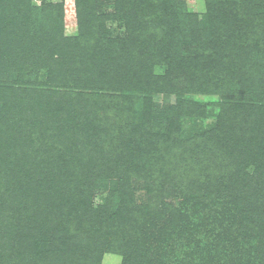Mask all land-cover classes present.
<instances>
[{
	"label": "trees",
	"instance_id": "trees-1",
	"mask_svg": "<svg viewBox=\"0 0 264 264\" xmlns=\"http://www.w3.org/2000/svg\"><path fill=\"white\" fill-rule=\"evenodd\" d=\"M11 1L15 6L8 12ZM30 1L0 0V264L65 262V242L49 248L39 241L48 231L58 234L63 225L74 234L97 230L92 237H101L107 224L122 228L129 216L144 209L129 194L131 181L152 197L162 178L175 175L187 192L201 193L186 166L155 168L168 155L160 142L178 135L182 145L191 135L204 138L212 149L241 150L251 135L231 126L225 133L221 119L237 121L245 107L264 105V56L257 60L255 55L264 41V0H207L210 11L215 10L199 21L180 12L179 0H156L159 10L169 11L164 12L167 31L146 27L141 36V26L131 16L139 10L129 5L131 0H118L114 15L100 16L88 7L90 0H80L85 3L83 23L79 36L69 41L63 38L61 10L39 19L29 10ZM120 18L129 38L114 41L104 22ZM88 57H95V66L86 70ZM42 72L46 101L54 89L77 86L85 91L65 93L63 100L57 97L45 106L35 102V90L23 87L29 99L16 93L15 86L28 75ZM206 94L220 95L218 103H211L219 106L220 119L216 125H196L204 133L191 132L189 117L209 112L191 96ZM32 104L39 112L30 109ZM222 157L226 167H235V175L239 171L235 183L264 179L259 169L248 174L245 159L238 164L233 154ZM98 185L111 187L102 204L94 196ZM246 193L248 214L258 225V249L250 263L264 264V198L256 191L253 197ZM107 242V250L114 252L116 241ZM124 264L134 262L125 258Z\"/></svg>",
	"mask_w": 264,
	"mask_h": 264
},
{
	"label": "rangeland",
	"instance_id": "rangeland-1",
	"mask_svg": "<svg viewBox=\"0 0 264 264\" xmlns=\"http://www.w3.org/2000/svg\"><path fill=\"white\" fill-rule=\"evenodd\" d=\"M148 1L151 6L144 5L145 0H143L144 6L142 0H131L129 3L131 7L136 5L135 7L139 10L132 12V15L131 11L128 13L132 19H135V23L137 22L136 24L141 26L140 36L144 35L146 27L167 31L169 23V19L164 14L169 11L159 10L156 0ZM179 1L183 4L180 12L191 19L197 17L198 21L204 20L208 12L215 10L210 11L207 0ZM44 4L47 8H44ZM84 4L82 5L80 0H31L28 8L31 12H36V16H40L39 19L59 13L58 9H60L63 38L69 41L79 36L80 26L83 23L81 14H84L82 12ZM87 5L93 8L99 16L102 12L105 15H114L118 10V0H90ZM10 6L11 8L7 9L8 12L15 6V1H11ZM52 9L56 12H52ZM11 13L19 14V12ZM214 21H217L216 17ZM104 24L103 29L108 28L110 31L108 32L110 39L116 41L129 38L127 30L123 26V19L120 18L117 21L107 19ZM181 40L184 41V39ZM262 40L259 50L255 54L257 60L264 56V41ZM234 41L224 40L222 43L232 45ZM85 61L84 68L86 70L88 66H95V57H88ZM157 72H160L159 69L156 70ZM28 77L21 85L15 86V89L18 90L16 93L29 99L28 93L21 92L23 87L35 90V93L39 92L34 97L35 102H40L43 106L57 97V100H63L65 93L72 94L73 92L76 96L85 91L77 86L63 87L62 90L54 89L52 98L46 101L45 94L41 89L42 86L47 85L45 73L42 72L37 77L30 74ZM2 93L0 91V107L3 105ZM57 93H61V95ZM239 96L248 100L245 94ZM191 98L205 104L209 112L205 117H189V130L192 132L194 128L196 131H201L196 127L201 123L204 127L211 126V124L216 125L220 119L218 114L220 108L212 106L211 103H218L220 95H196ZM75 99H80V96ZM30 109L36 110V112L40 110L37 105L35 107V104L30 105ZM241 113L236 117L237 121L221 119L222 125L220 126L225 133L231 126L251 135V139L245 141L246 146L243 143L241 150L238 147L235 149L222 147V149L220 145H213L215 148L212 149V146L209 147V142L204 141V138L198 140L191 135L186 136L185 143L182 145L179 141L182 139L178 138V135L160 142L159 147H162L168 155L161 162H157L155 168L159 165L169 170L175 169L176 164L186 166L190 170L191 179L194 180L201 193L187 192L186 187L183 189L180 182L174 181L172 176L175 177V175L170 178H162L164 182L160 181L161 184L156 187V196L152 197L145 193L143 185L141 186L142 190L138 191L136 188L139 185L138 182L131 181L129 194L134 195L137 202L144 206V209L137 211L134 216L131 215L132 218L129 216L125 224L119 226L122 228H115L116 224H107L106 229L102 230L105 233H101L103 234L101 237H92L94 236L93 232H97V230L82 229L74 234L71 228L63 225L58 228L61 232L53 234L48 231V236L39 239V241L46 242L45 245L49 248L62 245L61 243L67 244L64 249L66 251L62 253L65 262L61 260L60 264H124L125 258H131L134 264H251L250 259L255 256L258 249L256 230H254L258 225L252 223V218L248 214L245 192L253 197L254 191H256L259 196L264 198V179L255 176L259 182L235 183L239 171L235 175L234 166L232 169L226 167L222 155L233 154V159L237 163H241L245 159L242 164L249 166L247 171L250 176L254 169H259L260 172L264 171V105L262 108L247 106ZM186 120L188 118L183 121ZM144 122L148 123V121ZM232 122H236V124L234 125ZM137 127H141L140 124ZM201 132L204 133V131ZM210 150H212L211 153ZM215 154H217L216 157L212 159L211 156ZM240 154H242L241 160L239 159ZM231 182L234 184L231 185ZM110 188L99 187V185L96 187L94 196L97 204H102L108 199ZM261 200L264 203V199ZM256 203L262 205L261 202L256 201ZM254 223L259 224V220H254ZM111 225L114 228H111ZM107 239L116 241L117 248L114 252L107 250L109 248Z\"/></svg>",
	"mask_w": 264,
	"mask_h": 264
}]
</instances>
